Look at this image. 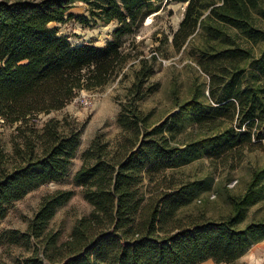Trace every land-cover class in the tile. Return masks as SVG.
<instances>
[{"label": "trees", "instance_id": "1", "mask_svg": "<svg viewBox=\"0 0 264 264\" xmlns=\"http://www.w3.org/2000/svg\"><path fill=\"white\" fill-rule=\"evenodd\" d=\"M162 1L0 0V117L17 124L10 152L0 140V223L31 189L64 178L80 147L84 122L53 116L39 126V115L63 109L81 90L104 88L131 62L140 64L118 115L125 140L111 149L97 135L74 175L92 210L60 240L51 223L74 190L45 195L27 229L10 233L11 242L30 250L23 264H239L264 240L263 219L245 223L264 199V166L242 194L230 196L231 210L219 218L183 211L193 200L189 185L145 186L162 183L167 169L264 140V0H171L187 3L172 44L191 46L211 83L208 95L201 91L152 124L138 101L155 88L148 81L158 56H142L128 36ZM78 2L86 13L72 11ZM72 19L117 25L104 45L72 44L53 25ZM194 131L198 137L190 138Z\"/></svg>", "mask_w": 264, "mask_h": 264}, {"label": "rangeland", "instance_id": "2", "mask_svg": "<svg viewBox=\"0 0 264 264\" xmlns=\"http://www.w3.org/2000/svg\"><path fill=\"white\" fill-rule=\"evenodd\" d=\"M186 6V2L163 0L160 2V10L151 14L135 34L128 36L129 41L134 38L132 44L138 51L143 52L142 56L151 57L154 53L158 56L156 72L148 81V85H154L155 88L138 101L139 108L152 124L180 112L181 104L201 91L209 94L211 76L198 64L195 50L191 46L177 50L171 41L184 17ZM72 11L76 14L86 13L85 4L78 2ZM260 24L264 27V21ZM53 25H58L60 33L67 35L72 44L93 41L97 45H104L111 39L117 21L87 25L72 19ZM130 64L104 88L81 90L63 109L39 115V126L53 116L63 118L70 115L79 122H84L81 144L64 178L31 189L9 206L0 223V264H23L24 257L30 254L28 246L23 242L10 241V233L13 230L23 232L27 229L45 195L58 189L74 190L71 199L58 209L51 223V228L60 232V240L67 239L76 221L92 210L91 203L85 198L83 187L76 184L74 175L82 164L83 150L97 135H101L111 149H118L125 140L127 133L118 123V115L122 104L127 100L129 88L135 81V72L140 67L138 61L134 65ZM83 94L89 101L87 105L78 100ZM16 126L17 124H10L0 117V140L9 152L13 149ZM191 128L192 124L189 125V129ZM188 136L197 138L198 133L194 131ZM184 138L189 139L185 135ZM263 166L264 140L254 141L252 144L228 150L223 155H205L167 169L162 183L146 181L145 186L167 189V186L189 185L188 190L192 193L193 200L183 211L207 218H219L230 212V196L242 194L254 171ZM258 219L264 220V199L249 209L245 223ZM243 262L264 264V240L252 246L238 263ZM203 264H212V261Z\"/></svg>", "mask_w": 264, "mask_h": 264}, {"label": "built area", "instance_id": "3", "mask_svg": "<svg viewBox=\"0 0 264 264\" xmlns=\"http://www.w3.org/2000/svg\"><path fill=\"white\" fill-rule=\"evenodd\" d=\"M85 94H83L78 100L84 104L87 105L89 103L88 99L84 98Z\"/></svg>", "mask_w": 264, "mask_h": 264}, {"label": "crops", "instance_id": "4", "mask_svg": "<svg viewBox=\"0 0 264 264\" xmlns=\"http://www.w3.org/2000/svg\"><path fill=\"white\" fill-rule=\"evenodd\" d=\"M207 261H212V264H215L213 260H207ZM207 261H205V262H207ZM205 262H202V263H200V264H203V263H205Z\"/></svg>", "mask_w": 264, "mask_h": 264}]
</instances>
